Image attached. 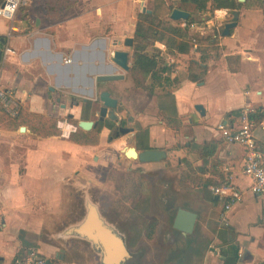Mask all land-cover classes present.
I'll list each match as a JSON object with an SVG mask.
<instances>
[{"label":"crops","instance_id":"0c3cea01","mask_svg":"<svg viewBox=\"0 0 264 264\" xmlns=\"http://www.w3.org/2000/svg\"><path fill=\"white\" fill-rule=\"evenodd\" d=\"M57 2L64 0H25L14 21L0 17V37H6V45L14 51L2 52L0 89L17 92L27 113L61 118L57 136H39L29 126L0 125V264H15L33 248L53 264H264V195L251 192L252 181L244 174V148L226 142L219 130L220 124L237 127L240 116L235 114L247 106L264 112V0L242 3L238 25L228 37L223 31L234 18L229 10L199 15L201 22L191 27L190 34L218 41L206 47L205 82L188 80L191 62L201 57L198 49L176 55L177 69L150 81L163 91L160 96L143 93L138 98L130 96L131 91L126 93L122 103L127 128L133 133L112 136L115 128H104L97 145L72 142L65 118L82 119V102L87 100L93 106L90 120L96 121L99 87L129 81L125 75L123 81L97 83L96 77L109 71L124 74L111 62L115 51L128 52L133 65L134 49L124 42H134L144 10L159 11L170 19V7L175 4L174 10L188 12L191 18L193 7L181 9L180 0H79L51 18L46 6ZM4 3L0 0V8ZM155 47L167 60L173 57L164 45ZM174 79L180 83L173 84ZM91 89L92 96L82 91ZM254 134L264 152V116ZM116 143L120 149L113 148ZM146 146L166 152L167 158L144 164L124 154L126 148L143 152ZM91 160L99 161L94 168L101 175L117 167L149 180L140 196L152 204L128 206V213L135 209L134 216L105 220L96 205L102 219L123 239L126 257L119 242L102 237L93 243L76 232L88 212ZM168 169L178 175L173 192L168 186L164 189L175 195L174 203L158 206L156 198L163 190L150 178L157 173L162 178V171ZM227 185L242 195V201L230 210L226 209L229 198L213 192ZM72 186L84 198L76 211L68 208ZM180 209L197 216L191 234L174 228ZM142 213L156 216L143 232Z\"/></svg>","mask_w":264,"mask_h":264},{"label":"trees","instance_id":"16d2710c","mask_svg":"<svg viewBox=\"0 0 264 264\" xmlns=\"http://www.w3.org/2000/svg\"><path fill=\"white\" fill-rule=\"evenodd\" d=\"M79 0H64L62 4L49 3L46 8L48 16L51 18L58 17L60 9L64 7L69 9L73 7ZM179 4L181 9H186L187 6H192L191 18L186 22H173L170 19H164L160 15L159 11H153L151 14L143 13L139 16V21L136 27V34L133 43V65L129 76L132 78L133 84L136 88L144 90L151 95L155 94V87L149 82L159 74L170 73V69L167 65L166 58L163 57L160 49L156 48V44H162L167 48L169 55L175 57L176 55H187L193 49V40H196L198 44L197 52L201 57L198 62L192 61L190 64L188 80L194 83H204L207 75V63L208 58L206 56V47L214 46L218 43L217 40L202 39L190 34V29L196 23H200L199 15L206 14L208 12H214L219 10H229L232 14L240 11L244 4L237 0H180ZM64 5V6H63ZM175 4L171 5L170 11L175 8ZM188 11V9H186ZM23 17L26 22L29 20V14L25 11ZM199 17V18H197ZM197 18V19H196ZM185 24V27L183 26ZM7 38L0 37V43L2 47L6 46ZM208 48V47H207ZM151 50V51H149ZM2 52L0 51V59L2 58ZM169 81V80H166ZM179 80L174 79L173 84H179ZM171 98V94H166ZM92 102L88 101L83 104L82 121H90V109ZM243 111L236 112L235 115L241 116ZM3 118L0 119V125L4 127L14 126H29L33 133L48 137L60 135L58 127L50 125V118L33 115L22 110L15 118L2 113ZM264 116V112L261 109H255L250 114L251 123L254 127L261 123ZM69 120L77 123L71 116ZM115 124L111 121L99 122L98 127L90 132H85L78 127V130L70 135V140L80 145H97L100 140V133L104 128L113 130ZM97 138L95 139V135ZM148 137V133H146ZM144 151L149 147L143 148ZM154 232V231H152Z\"/></svg>","mask_w":264,"mask_h":264},{"label":"rangeland","instance_id":"374dc122","mask_svg":"<svg viewBox=\"0 0 264 264\" xmlns=\"http://www.w3.org/2000/svg\"><path fill=\"white\" fill-rule=\"evenodd\" d=\"M161 14H163V10L161 9ZM132 50V48H131ZM151 51V50H149ZM166 58V57H165ZM167 60V58H166ZM126 76H129L128 74H125ZM131 81V82H130ZM132 83V78L129 76V81L125 83H111V84H105L101 85L99 87V90L97 91L95 95L96 101H98V105L94 107V110H97L101 108L102 103L99 101V95L102 91H109L114 98H116L119 101V108L116 110L117 115L119 118H123V120H120L124 122V124L129 127L128 124V115L125 114V111L127 110L126 107L123 105V101L127 100L126 93L131 91L130 96L138 97L140 98L143 93L148 92L144 90H137ZM150 83V82H149ZM151 84V83H150ZM134 86V87H133ZM138 92H137V91ZM161 90H155V94L151 96H160ZM73 102V100H71ZM84 103L82 102V105ZM93 110V106H92ZM98 110V112H99ZM91 112V109H90ZM95 112V111H94ZM76 114H78L76 112ZM74 117V116H73ZM61 118H53L50 119V125L58 127L59 126V121ZM93 119H97V116L94 117ZM64 123H68L71 127H67L70 131V133H74V131L78 130L77 123L69 120V118H65ZM82 121L81 118H78L76 122ZM107 123V122H106ZM114 123V122H113ZM115 124V123H114ZM95 135V139L97 138V135ZM111 135L115 136L112 131ZM107 137V136H106ZM122 146V145H121ZM114 149H120V143H116L113 145ZM91 154L95 153L96 149L94 148H89L88 149ZM117 159L120 160L122 157L120 156L119 151L117 152ZM92 157V156H91ZM91 163L89 164V169L87 172V175L89 176V182L87 184V189H86V197L88 198V201L99 206L100 209L102 210L103 214L107 217L106 219L109 221H117L118 218L122 219H127L129 214L131 216H134L133 210L132 214L131 212L128 213V206H147L149 207L152 204L151 199H143L142 196H140L144 188L146 186H149V180L147 178H144L140 175H133V171H127L125 168L118 169L117 167H110L108 170L104 171V175L99 174V170H96L95 164H98V162L91 160ZM165 175L160 178L159 173L155 174L153 178L154 179L155 185H157L158 190L161 189L163 190V193H161L160 196L156 198V202L158 206H163L165 203H174L175 195H169V192H165L164 189L167 188L168 190L173 192L174 187L176 186L177 182V173L175 169H168V171L163 170L162 171ZM148 177V176H147ZM165 177V178H164ZM136 189V193L135 190ZM78 189L72 186V194H71V204H69L68 208L70 210H78L80 208V204L84 203V198L82 197L79 198L80 192L77 191ZM136 194V195H135ZM170 196V197H168ZM172 197V198H171ZM80 199V201H79ZM137 209V208H136ZM144 210V208H142ZM73 213V212H72ZM140 216V215H138ZM155 214H146L142 213L140 216V219L142 220V229L141 232L146 230L145 228H148L150 222H153L155 218ZM122 230V229H121Z\"/></svg>","mask_w":264,"mask_h":264},{"label":"water","instance_id":"95a60500","mask_svg":"<svg viewBox=\"0 0 264 264\" xmlns=\"http://www.w3.org/2000/svg\"><path fill=\"white\" fill-rule=\"evenodd\" d=\"M246 0H239L240 3H244ZM144 12L151 13L150 11L144 10ZM190 18L188 12L175 9L173 10L170 19L174 22H186ZM239 15L234 13L233 21L225 26L223 31V36L228 37L231 35V30L236 28L238 25ZM133 39L125 40L124 44L128 48L133 47ZM111 62L120 68L124 74H114L112 71L102 73L96 77L97 83H106V82H115L125 80V74L131 71L132 65L130 64V55L126 51H115L111 57ZM94 84V80H91V86ZM90 96L93 95V90L86 92ZM99 101L102 103V107L99 112H97L96 121H80L78 127L85 131L90 132L93 129L98 127L99 122H104L106 119H109L112 122H116L118 126L121 125V120L116 113L118 108V100L114 99L111 94L107 91L101 92L99 95ZM87 102V100H84ZM197 110H203V107L197 106ZM121 134L117 136H125L130 133H133L134 130L129 128L121 127ZM25 128L21 129V132H25ZM124 154L128 159L138 160L141 163H157L167 158L166 152L162 150L150 149L143 152H137L136 148L129 147L124 150ZM87 216L83 223L78 227L76 232L81 236L86 237L93 243L99 242L102 240V237L105 239H111L119 242L122 246L123 256L126 257V250L123 248V239L115 232L113 229L102 219L97 206L91 202H87ZM197 216L193 213L187 212L183 209H180L176 220L174 222V228L182 233L191 234L193 232ZM47 264H53L50 260L47 261Z\"/></svg>","mask_w":264,"mask_h":264},{"label":"built area","instance_id":"2783aa9c","mask_svg":"<svg viewBox=\"0 0 264 264\" xmlns=\"http://www.w3.org/2000/svg\"><path fill=\"white\" fill-rule=\"evenodd\" d=\"M24 2L25 0H5L4 5L0 8V17L8 21H14ZM183 26L185 27V24ZM192 42L194 49L197 50L198 44L196 40ZM0 51L4 55L14 54L13 50L7 45L2 47L1 43ZM167 65L171 69H177L176 59L174 57L168 58ZM22 110H24L23 102L19 99L17 92L0 89V111L2 113L15 118ZM253 112L254 110L247 106L239 118L237 127L231 128L226 124H220L219 130L226 142L244 148V174L252 181L251 192L255 195H264V152L259 148L254 134L255 127L250 120V114ZM213 192L220 197L229 198L230 202L226 206L227 210H230L235 204L242 201V195L229 185L215 188ZM15 264H47V260L38 249L33 248L28 252L26 258L18 260Z\"/></svg>","mask_w":264,"mask_h":264},{"label":"flooded vegetation","instance_id":"af4514ba","mask_svg":"<svg viewBox=\"0 0 264 264\" xmlns=\"http://www.w3.org/2000/svg\"><path fill=\"white\" fill-rule=\"evenodd\" d=\"M73 103H74V100H73ZM121 127H124V128H127V125H124L122 122H121V125L120 126H115V129H114V131H113V134L114 135H117V134H121ZM101 215H102V217L105 219V218H107L104 214H103V212H102V210H101ZM106 220V219H105Z\"/></svg>","mask_w":264,"mask_h":264}]
</instances>
